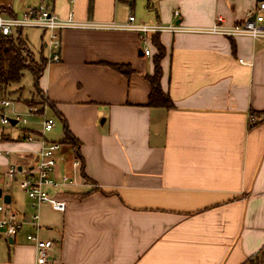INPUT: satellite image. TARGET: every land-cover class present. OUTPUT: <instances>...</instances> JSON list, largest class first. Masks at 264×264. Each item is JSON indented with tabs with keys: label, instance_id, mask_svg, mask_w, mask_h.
Returning a JSON list of instances; mask_svg holds the SVG:
<instances>
[{
	"label": "crops",
	"instance_id": "1",
	"mask_svg": "<svg viewBox=\"0 0 264 264\" xmlns=\"http://www.w3.org/2000/svg\"><path fill=\"white\" fill-rule=\"evenodd\" d=\"M146 1L145 18L134 13L136 0L51 3L60 18L73 14L81 24H125L133 13L139 24L184 27L159 37L166 49L161 86L174 108L147 106L146 77L154 74L157 54L144 55L149 39L126 31H64L62 60L46 62L39 86L51 105L44 112L64 117L85 165L74 167L71 146H62L51 176L60 185L46 190L66 201L67 210L42 204L32 211L40 230L25 224L15 237L0 231V264H35L31 234L55 243L51 262L57 264H246L257 258L264 264V38L200 32L219 17L239 24L264 0ZM111 65H129L134 73L122 75ZM27 132L2 135L0 146L10 156L0 155V167L7 175L10 166L30 168L37 160L43 131ZM64 175L78 184L63 183ZM12 189L10 204L18 205ZM23 216V222L32 217Z\"/></svg>",
	"mask_w": 264,
	"mask_h": 264
},
{
	"label": "built area",
	"instance_id": "2",
	"mask_svg": "<svg viewBox=\"0 0 264 264\" xmlns=\"http://www.w3.org/2000/svg\"><path fill=\"white\" fill-rule=\"evenodd\" d=\"M54 0H39V4L34 7H28L21 15L13 16L0 14V35L12 36L18 31L24 29H39L44 36L43 49L45 58L48 63H59L61 61L62 52V34L69 29H103L114 31H126L137 33L143 37L144 40H151L152 37L159 34L170 33L178 34L186 32V29L181 25H145L139 24L136 21L135 15L130 14L128 22L125 24H97L93 22L78 23L73 14H70L66 19L60 18L52 9L51 3ZM129 1V0H122ZM179 12H175L178 16ZM254 17V20H253ZM210 35L222 36L227 38L249 37L252 39L264 38V3H260L254 14H249L239 24L228 26L224 24L222 18H218L216 23L207 30H200ZM146 57L154 55L151 47L144 50ZM243 63V61H240ZM10 106L9 101H2L1 107ZM45 114V112H44ZM43 114V115H44ZM17 123L20 121V116L16 117ZM2 123L7 125L8 120L2 118ZM55 121L52 118H47L43 123V133L41 135V151L38 154L37 160L32 167H18L17 165L10 166L8 176L11 181H15L17 175H24L25 179L21 182V188L27 194L28 198L33 203V208L42 204H49L55 211L64 213L67 210V203L63 200H58L52 197L47 191L46 187L50 186L57 188L60 184L54 181L51 176L61 159L60 151L62 146L60 143H50L46 140L45 134L53 131ZM25 140L29 143L34 142L32 136H26ZM1 155V154H0ZM9 157L10 153L7 152ZM68 179L64 176L63 183H67ZM0 213L3 217L0 218V230L4 231L8 237H15L19 234L25 224L33 226L40 230L39 216L34 215L23 223L15 220V215L7 214L6 207L0 206ZM28 242L34 244L37 252L35 264H57L51 262L55 243L51 240H44L37 234L27 236ZM247 264H251L248 262Z\"/></svg>",
	"mask_w": 264,
	"mask_h": 264
},
{
	"label": "rangeland",
	"instance_id": "3",
	"mask_svg": "<svg viewBox=\"0 0 264 264\" xmlns=\"http://www.w3.org/2000/svg\"><path fill=\"white\" fill-rule=\"evenodd\" d=\"M11 3L14 6L15 12L21 15L28 8L27 6L34 7L38 4V1L37 0H0V4H2L0 5V9L6 10L7 9L6 4L9 5ZM260 3H263V2H260ZM147 4L148 3L146 0H136V7L134 8L133 11L138 18L146 17L147 12H148ZM99 24L103 25L102 23H99ZM97 30H103V29H97ZM106 31H114V30H106ZM21 34H22L21 38L29 44L31 51L34 53L35 64L32 65L31 69L41 68L42 64L40 63V56L42 52L41 46L43 45V42H44L43 33L39 29H24L22 30ZM167 34H170V33H167ZM161 35L162 34H159V36ZM170 35H176V34H170ZM140 37L141 39H143L142 36ZM149 41H151V43L148 46L151 47L152 51H154L155 48H154L152 39ZM61 60H62V52H61ZM3 100L9 101L10 106L0 107L1 109V112H0V143L4 142L2 139V135H8L10 137H18V136H23V134L28 133L27 131H31V130L38 131V132L43 131V123L47 118L54 119L55 129L51 132L46 133L45 134L46 138L49 140L50 143H60V141L62 140L61 137L63 134V124L61 123L59 118H56V116L51 113V111L50 112L47 111L44 114V111H46V109L48 108L49 102L46 99V97H44L43 99V97L34 89V79L30 71L24 72L23 79L20 83L12 84L8 88ZM22 102L26 105V107ZM17 116H20L19 123L16 125H12L10 121L12 120L15 121ZM3 117L8 120L7 125L2 123ZM6 152L7 151L0 146V154H2L3 157L5 156ZM74 162H76L74 167L77 168L78 166L79 168L80 161L78 157L74 156ZM80 170H81V167H80ZM73 173H75V171ZM64 176L68 179L69 183L73 185L78 184L75 179L70 180L66 175ZM17 179H18L17 182L16 181L11 182V179L7 175V172H5V169L3 167H0V191H2L3 196H6L8 195L7 192L10 189L11 185H13V189H12L13 196L18 203V205L14 203L6 205L2 197L0 198V205L7 208L8 214H16V210H18L19 213L16 214L15 220L17 222H23L22 221L24 217L23 214H28L29 216H32V214L34 215V213H32L33 207L31 206L32 204L31 200L28 198L27 194L19 186V184L22 181L21 179H23V177L19 175ZM89 183L91 182L89 181ZM17 206H21V208L18 209ZM251 261L249 260L248 262H251ZM260 264H263V263H260Z\"/></svg>",
	"mask_w": 264,
	"mask_h": 264
},
{
	"label": "trees",
	"instance_id": "4",
	"mask_svg": "<svg viewBox=\"0 0 264 264\" xmlns=\"http://www.w3.org/2000/svg\"><path fill=\"white\" fill-rule=\"evenodd\" d=\"M93 9L92 3L89 5V11ZM0 14L13 16L15 15L12 9L9 7L6 10L0 9ZM21 31L12 36L0 35V107L3 98L6 95L8 88L12 84H18L22 81L24 72L30 71L34 79V89L43 97L44 94L39 86V80L42 77L46 66L45 51L42 45V52L40 56L41 68L31 69L35 64L34 53L31 51L29 44L21 38ZM159 35L152 37L154 48L157 54L154 58V74L147 76V80L151 86V92L149 95L147 106L149 108H164L173 109L174 104L169 96L161 86L162 79V66L161 61L166 55V49L159 40ZM111 67L117 72L125 76H130L134 73L133 69L129 65H111ZM50 104H48L49 106ZM51 106V105H50ZM1 112V109H0ZM60 121L63 122L64 136L60 141L62 145L71 146L72 152L80 161L81 171L84 168L85 162L80 154L81 143L71 133L68 124L62 115L56 114ZM30 132V131H29ZM264 253H262L263 256ZM264 257V256H263ZM264 260V258H262ZM261 260L257 258L252 260L251 264H260ZM263 263V262H262Z\"/></svg>",
	"mask_w": 264,
	"mask_h": 264
},
{
	"label": "water",
	"instance_id": "5",
	"mask_svg": "<svg viewBox=\"0 0 264 264\" xmlns=\"http://www.w3.org/2000/svg\"><path fill=\"white\" fill-rule=\"evenodd\" d=\"M260 1H263V0H260ZM253 20H254V17H253ZM10 122L12 125H16V123H17V121H13V120ZM2 197H3V194H2V191H0V198H2ZM3 199H4V203L6 205H9L11 203V197L10 196L6 195L3 197Z\"/></svg>",
	"mask_w": 264,
	"mask_h": 264
}]
</instances>
